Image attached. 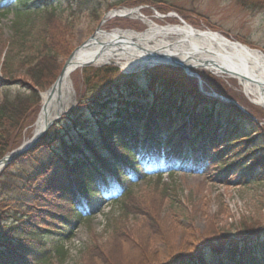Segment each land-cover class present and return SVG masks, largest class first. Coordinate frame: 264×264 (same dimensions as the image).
<instances>
[{
	"label": "trees",
	"instance_id": "16d2710c",
	"mask_svg": "<svg viewBox=\"0 0 264 264\" xmlns=\"http://www.w3.org/2000/svg\"><path fill=\"white\" fill-rule=\"evenodd\" d=\"M135 1L142 5L152 0ZM240 2L246 9L264 7V0ZM61 5L69 16L58 13ZM97 5L98 0H34L35 7H24L27 9L17 14L0 88L22 89L0 101V159L29 135L41 110L40 94L57 81L76 48V13L87 9L90 17L99 21ZM85 72L87 98L57 122L38 147L17 158L0 175V264L49 262V238L61 234L64 227L69 235L60 236L69 240L76 222L89 224L94 214L91 205L98 196L113 197L110 204L120 207L122 217L142 211L131 190L137 180L146 178L137 168L146 158L149 170L158 171L156 182L161 168H174L171 156L186 159L180 168L186 170L193 163V172L199 173L209 151L223 173L239 171L248 184L264 182V133L251 119L232 118L233 112L239 113L234 106L204 97L196 79L183 70L155 68L146 72L144 86L137 75H124L116 67L87 68ZM203 74L214 82L206 81L208 86L227 97L219 78ZM249 129L251 133H247ZM223 143L232 149L229 154L236 152L235 163L220 160L224 152L214 154ZM157 149L165 151L160 154ZM45 152L54 158L41 157ZM149 158H154L153 164ZM174 172L171 169L170 174ZM113 175L119 178L114 180ZM125 180H130L129 184ZM96 186L98 189L92 188ZM75 190L81 200H89L86 209L74 199ZM117 194L122 201L114 197ZM50 196L56 198L54 210L46 209ZM146 219L154 228L159 226L155 214ZM186 228L191 235V228ZM262 230L246 227L235 237L201 235L191 250L172 253L166 264H264ZM59 250L55 249L61 253ZM142 264L152 262L144 260Z\"/></svg>",
	"mask_w": 264,
	"mask_h": 264
},
{
	"label": "rangeland",
	"instance_id": "374dc122",
	"mask_svg": "<svg viewBox=\"0 0 264 264\" xmlns=\"http://www.w3.org/2000/svg\"><path fill=\"white\" fill-rule=\"evenodd\" d=\"M134 1L98 0L97 7L101 14L99 21L91 18L87 9L80 14L77 12L74 34L76 47L87 42L97 32L101 20L109 10L141 8V14L159 26L178 25L179 22L175 18L157 19L156 13L166 16L176 14L196 30L217 32L232 42H238L264 54V7L246 9L241 6L240 0H152L142 5L135 4ZM158 1L164 3L159 4ZM23 3L26 6H23ZM33 3L34 0H0V78L8 43L15 36L14 29H17L14 25L17 14L27 9L24 7H28L27 10L35 7ZM65 9L64 5L58 8V13L63 17L69 16V11ZM101 29L106 32L120 29L143 33L147 26L137 19L115 18L106 22ZM86 69L78 70L71 76L77 97L75 108L87 98L89 85L85 81ZM146 71L148 70L135 73L140 85H144L147 80ZM203 75L206 74H201L198 78L203 81L204 86H207L206 81L214 83L209 79L210 76ZM218 80L239 112H233L231 117L243 121L254 119L256 122H252L264 133V108L254 105L235 80ZM196 81L198 84L197 79ZM21 89L20 86H12L10 90L0 88V101L6 95L15 96L18 93L16 90ZM34 126L35 123L29 127V137ZM247 133H251V129L247 130ZM231 150L223 143L214 154L224 152L220 160L224 159L230 165L235 163L236 153L229 154ZM211 155L212 152L209 151V167L204 168L201 173L187 170L175 171L173 175H169L163 170L159 182H156V175L139 180L132 187V199L143 210L127 218L120 216V207L104 202L108 199L96 197L91 205L95 214L88 220L89 224L77 223L70 240L61 236L58 240L56 235L49 238L50 254L46 264H115L119 257V264H142L144 260L151 261L152 264H166L172 253L191 250L201 235L225 234L235 237L246 227H260L264 231V182L248 184L247 180L241 179L242 172L223 173L218 160ZM41 157L49 160L54 158L50 152H45ZM138 169L141 170V165H138ZM114 178L117 180L119 177ZM255 179L261 181L260 177ZM94 188L98 189L97 186ZM118 199L123 200L122 197ZM48 200L46 209L54 210L55 196L48 197ZM151 213L155 214L158 220L159 226L155 228L151 226L152 222L146 219ZM41 217L46 215L42 214ZM44 225L41 224V227H45ZM186 227L191 228V235L186 232ZM62 231L63 235L69 234L67 228H62ZM56 247L62 248V251L59 250L61 253L55 252Z\"/></svg>",
	"mask_w": 264,
	"mask_h": 264
},
{
	"label": "bare ground",
	"instance_id": "6f19581e",
	"mask_svg": "<svg viewBox=\"0 0 264 264\" xmlns=\"http://www.w3.org/2000/svg\"><path fill=\"white\" fill-rule=\"evenodd\" d=\"M114 16L140 20L147 30L143 33L120 29L99 31L91 44L76 53L65 68L60 86L52 100L47 101L45 113L35 125V132L43 126L45 115L52 116L58 110L57 100L68 110L75 106L77 98L71 76L83 69L84 63L95 67L114 65L125 72H139L158 65H171L173 59L183 63L191 73H194L193 69H203L218 78L235 79L246 96L264 108V57L259 53L227 42L220 35L199 32L183 24L159 26L137 9L114 11L110 17ZM137 48H143V51ZM233 70L249 80L234 75Z\"/></svg>",
	"mask_w": 264,
	"mask_h": 264
},
{
	"label": "water",
	"instance_id": "95a60500",
	"mask_svg": "<svg viewBox=\"0 0 264 264\" xmlns=\"http://www.w3.org/2000/svg\"><path fill=\"white\" fill-rule=\"evenodd\" d=\"M112 13V11L111 12H109L108 14H106L105 16H104V18H103V20H102V22H101V24H100V26L98 27V31L97 32H99L100 30H101V27H102V25L108 20V19H110L109 17H110V14ZM159 18H163L162 16H158ZM97 33H95L87 42H85L84 44H82L81 46H79V47H77L74 51H73V53L69 56V58L67 59V61H66V63H65V65H64V67H63V69H62V71H61V73H60V76H59V78L57 79V81L54 83V85L46 92V93H43V94H41V97H42V99H43V105H42V108H41V112H40V114H39V116H38V119H37V121L39 120V118L45 113V110H46V103H47V101H51L52 100V97H53V95L55 94V92L58 90V87L60 86V83H61V80H62V75H63V73H64V70H65V68L67 67V65H69L72 61H73V59H74V57H75V55H76V53H78L81 49H84V48H86V47H88L91 43V41L95 38V35H96ZM215 35H218V34H216L215 33ZM223 40H225V41H227V42H230V41H228L227 39H225V38H223V37H221ZM230 43H232V42H230ZM233 44H237V45H239V46H241L240 44H238V43H233ZM243 47H245V46H243ZM246 49H248L247 47H245ZM137 50H140V51H143V48H137ZM256 53H259V54H261L263 57H264V55L261 53V52H259V51H255ZM149 56H152V55H149ZM174 65V66H176V67H180V68H183L186 72H188L189 73V71H188V68L187 67H185V65L183 64V63H181V62H179V61H174L173 59H172V63H171V65ZM92 64L91 63H84L83 64V67H90ZM163 65H166V64H163ZM206 67H208V66H206ZM223 71V70H222ZM122 72L123 73H126V74H129V73H134V72H131V71H123L122 70ZM224 72V71H223ZM232 73L234 74V75H237V76H239V77H241V79H243V80H249V78L248 77H246V76H244V75H242L239 71H237V70H233L232 71ZM201 83V82H200ZM23 84V83H22ZM24 85V84H23ZM201 85V84H200ZM201 90V89H200ZM202 92H203V94L205 95V96H207V97H210V98H213V99H218V100H220V101H222V102H225V103H229V101L227 100V99H225L224 97H222L221 95H218L217 93H215V92H213V91H210V92H207V91H203V90H201ZM55 103H57V105L59 106V108H58V110L57 111H55V113L52 115V116H48V114L47 115H45V120H44V124H43V126L39 129V130H37L36 132H35V130H34V133H33V137L30 139V140H28L26 143H24L19 149H17V150H15V151H13L12 153H9V154H7L4 158H2L1 160H0V174L2 173V171L7 167V166H9L12 162H14L18 157H20L21 155H23L24 153H26L27 151H30V150H32L36 145H37V143L40 141V139L48 132V130L52 127V125L54 124V123H56L58 120H60L61 118H62V116L63 115H65L66 113H68V112H70L73 108H71V109H69L68 110V107H65L63 104H60V100H57ZM77 103V102H76ZM76 105V104H75ZM37 121H36V124H37Z\"/></svg>",
	"mask_w": 264,
	"mask_h": 264
}]
</instances>
